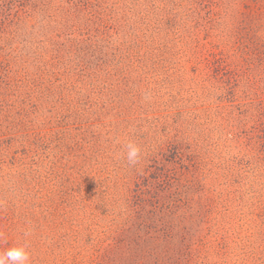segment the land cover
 Listing matches in <instances>:
<instances>
[{"label":"rangeland","instance_id":"1","mask_svg":"<svg viewBox=\"0 0 264 264\" xmlns=\"http://www.w3.org/2000/svg\"><path fill=\"white\" fill-rule=\"evenodd\" d=\"M138 216L262 264L264 0H0V252L123 264Z\"/></svg>","mask_w":264,"mask_h":264},{"label":"trees","instance_id":"2","mask_svg":"<svg viewBox=\"0 0 264 264\" xmlns=\"http://www.w3.org/2000/svg\"><path fill=\"white\" fill-rule=\"evenodd\" d=\"M168 178V177H167ZM158 186L162 189L168 186V180L163 174L156 177ZM138 192H140V185H137ZM171 188V186H170ZM188 201V199H186ZM181 206L186 207L188 202L179 200ZM186 203V204H184ZM173 205V204H172ZM160 204H151V212H155ZM167 208V207H165ZM136 216L131 217L127 223H136ZM160 223V222H158ZM152 218H143L138 216L137 229L134 240H120L117 244L121 252L123 264H163V257L167 253L168 242H172L174 234L166 224H157L155 231H152ZM262 264H264V255L262 257Z\"/></svg>","mask_w":264,"mask_h":264},{"label":"clouds","instance_id":"3","mask_svg":"<svg viewBox=\"0 0 264 264\" xmlns=\"http://www.w3.org/2000/svg\"><path fill=\"white\" fill-rule=\"evenodd\" d=\"M127 161L129 165H135L138 162L140 150L129 143L127 144ZM30 256L24 246H14L0 252V264H29Z\"/></svg>","mask_w":264,"mask_h":264}]
</instances>
